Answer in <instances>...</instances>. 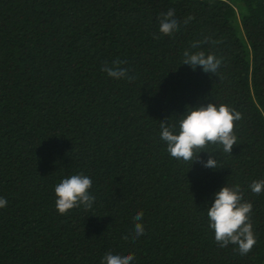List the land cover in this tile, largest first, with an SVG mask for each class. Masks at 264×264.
<instances>
[{
    "label": "trees",
    "instance_id": "trees-1",
    "mask_svg": "<svg viewBox=\"0 0 264 264\" xmlns=\"http://www.w3.org/2000/svg\"><path fill=\"white\" fill-rule=\"evenodd\" d=\"M0 0V264H264V0Z\"/></svg>",
    "mask_w": 264,
    "mask_h": 264
},
{
    "label": "rangeland",
    "instance_id": "rangeland-1",
    "mask_svg": "<svg viewBox=\"0 0 264 264\" xmlns=\"http://www.w3.org/2000/svg\"><path fill=\"white\" fill-rule=\"evenodd\" d=\"M236 6V11L238 14V17L240 18L244 13V9H239V5L241 6L240 0H229Z\"/></svg>",
    "mask_w": 264,
    "mask_h": 264
}]
</instances>
